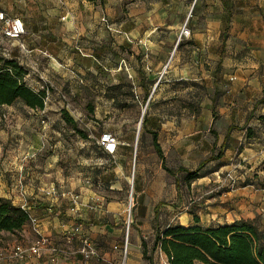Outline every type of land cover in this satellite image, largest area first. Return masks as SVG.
<instances>
[{
    "label": "crops",
    "instance_id": "0c3cea01",
    "mask_svg": "<svg viewBox=\"0 0 264 264\" xmlns=\"http://www.w3.org/2000/svg\"><path fill=\"white\" fill-rule=\"evenodd\" d=\"M10 1L0 0V12L20 17L26 34L8 40L0 27V54L26 68V86L36 91L46 80L66 101L52 90L43 109L0 106V198L30 218L20 238H0V250L48 240L39 255L0 264H98L77 253L75 225L118 262L139 141L125 264L163 263L166 255L152 250L156 228L264 217V0H17L15 10ZM184 22L190 36L179 38ZM102 131L117 137L114 159L95 144ZM152 132L168 168L201 166V177L187 185L179 173L176 186ZM226 172L233 188L220 182ZM52 187L53 198L45 194ZM69 194L79 196L75 208ZM53 247L64 251L55 261Z\"/></svg>",
    "mask_w": 264,
    "mask_h": 264
},
{
    "label": "trees",
    "instance_id": "16d2710c",
    "mask_svg": "<svg viewBox=\"0 0 264 264\" xmlns=\"http://www.w3.org/2000/svg\"><path fill=\"white\" fill-rule=\"evenodd\" d=\"M26 74V68L16 59H9L0 54V106L20 101L28 108L43 109L45 92L26 86ZM261 102H264V97ZM62 117L66 123L72 124L66 112H62ZM72 128L85 137L73 124ZM151 135L152 147L161 161V167L170 176L175 177L176 186L179 187L176 177L179 173L183 174L181 181L187 185L201 177V166L194 171L181 166L177 169L168 168L157 143L156 133L152 132ZM223 148L221 146L216 156H211L208 160L220 157ZM189 213L192 214L194 222L198 223V217L192 212ZM29 219L25 209L0 198V232L18 233ZM153 238L152 250L158 247L166 255L169 264H264V221L256 218L252 221L238 220L208 228L198 225L186 228L169 226L162 230L156 228ZM142 249L143 258L149 260L144 240Z\"/></svg>",
    "mask_w": 264,
    "mask_h": 264
},
{
    "label": "built area",
    "instance_id": "2783aa9c",
    "mask_svg": "<svg viewBox=\"0 0 264 264\" xmlns=\"http://www.w3.org/2000/svg\"><path fill=\"white\" fill-rule=\"evenodd\" d=\"M187 23V22H186ZM186 23H184L180 29L179 38H186L190 36V29L187 28ZM0 27H1V33L2 36L5 37L8 40H19L23 35L26 34V28L24 25L23 20L20 17H8L4 12H0ZM20 48H24L23 44H19ZM44 90L45 97L43 99V104L46 106L49 94L52 90L55 91V93L59 96V98L62 101H66V94L60 90L50 85L46 80H43V83L39 87L38 90ZM42 117H41V124L47 125L48 124V117L45 115L43 111H41ZM95 144L99 148V150L110 156L111 159H114L117 147H118V140L114 134H112L109 131H102L98 135L97 138H94ZM228 177V184L230 188H233L235 185L234 178L230 175H227ZM47 196L56 197L57 193L54 187L50 188L45 193ZM70 203L72 204V207L75 208L79 204V196L74 194H69L67 196ZM130 211V207H129ZM130 226V220L126 221V235L123 243V248L121 250V259L118 262H112L108 261L107 259H104L100 254H98L94 244L92 243L90 237L86 235L85 233L81 232L80 225H75L73 227L72 233L78 234L79 236V247L77 250V253L81 256V259L84 261H95L98 264H125V258L127 254V231ZM70 237V236H69ZM48 244V240L46 238H41L40 241L37 244H33L30 246H23L21 244H15L11 247L4 248L0 250V259H5L8 262H22L24 261L29 255L37 256L41 253L42 247ZM116 249V246L113 247ZM50 254H51V261H55L57 254L64 253L63 250L58 248H50ZM161 264H169V261L166 257L164 259L163 263Z\"/></svg>",
    "mask_w": 264,
    "mask_h": 264
},
{
    "label": "rangeland",
    "instance_id": "374dc122",
    "mask_svg": "<svg viewBox=\"0 0 264 264\" xmlns=\"http://www.w3.org/2000/svg\"><path fill=\"white\" fill-rule=\"evenodd\" d=\"M10 3L12 4V7H13L14 10L16 9V7H14V5L16 3L19 4L17 2V0H14V1L11 0ZM184 23H186V22H184ZM186 26H187V28H189V25H187V23H186ZM11 43L12 42H7L6 46L11 47L12 46ZM139 142H138V144L135 147V156H133V149L134 148H132V158H131L130 172L132 173V171H133V180H132L133 182L131 181V176H130L129 185L127 187L125 198H124L125 205H126L125 207H127V208H126L125 212L123 213V222H126L127 220H130V226L128 228L129 230L132 229V224H133V222H132L133 221L132 204L134 203V200H135V187H136L135 185H136V182H137V179H138V172H139L138 171V165H139V161L142 160V156H143V154L140 153V148H139V144L140 143ZM131 173H130V175H131ZM227 175H230L231 177H233L234 178V182L236 181L235 180V176H234V174L232 172H226L223 176H219V179H220V182H222V179H224L225 182H226L225 184L229 186V184H228V180L229 179H228ZM129 207H130V211H129ZM255 218L264 221V217H262L261 215H257ZM0 238H4L5 240H8L9 242H13V240L15 241V239L16 238H20V236L17 235V233L11 234V233H7V232H3L2 234H0Z\"/></svg>",
    "mask_w": 264,
    "mask_h": 264
},
{
    "label": "water",
    "instance_id": "95a60500",
    "mask_svg": "<svg viewBox=\"0 0 264 264\" xmlns=\"http://www.w3.org/2000/svg\"><path fill=\"white\" fill-rule=\"evenodd\" d=\"M143 115V114H142ZM134 156H135V150H134ZM133 180V171L131 173V181ZM132 183V182H131Z\"/></svg>",
    "mask_w": 264,
    "mask_h": 264
}]
</instances>
